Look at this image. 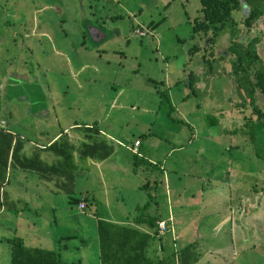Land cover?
<instances>
[{"label":"rangeland","instance_id":"rangeland-1","mask_svg":"<svg viewBox=\"0 0 264 264\" xmlns=\"http://www.w3.org/2000/svg\"><path fill=\"white\" fill-rule=\"evenodd\" d=\"M242 6L210 42L192 30L199 0H0V74L10 69L23 79L11 89L0 80V118H24V127L14 129L31 139L38 127L50 134L73 121L87 122L100 129L95 141L100 139L101 151L111 152L94 167L73 138L69 166L62 169L74 177L69 194L59 172L31 174L23 182L14 167L2 170L0 264H8V238L20 233L27 246L57 250L60 264H98L96 217L129 219L137 215L135 205L149 215L173 217L171 231L148 238L150 258L173 262L175 252L176 264L194 257L195 264H210L214 250L196 252L212 246L227 249L222 264H264V93L253 86V70L264 68V12L246 27ZM133 25L145 32H134ZM246 47L257 56L250 62ZM147 76L162 91H150ZM41 81L50 101L46 118L30 108L32 95L18 94L40 91ZM80 129H69L67 137L82 136ZM135 136L145 162L137 163L138 172L126 148ZM200 190L202 197L215 195L203 200ZM81 195L80 209L69 196ZM226 204L245 205L242 236L235 230L216 240L210 226L219 216L231 217ZM258 212L259 233L250 222ZM193 232L201 237L188 239Z\"/></svg>","mask_w":264,"mask_h":264},{"label":"crops","instance_id":"crops-1","mask_svg":"<svg viewBox=\"0 0 264 264\" xmlns=\"http://www.w3.org/2000/svg\"><path fill=\"white\" fill-rule=\"evenodd\" d=\"M133 26H135V25H133ZM0 75H1L0 76V80L4 81V82L7 80L8 84H7L6 87L10 88V89H11L10 86H12V85L13 86L15 85L14 87L17 86L18 83L16 82V80L17 81L23 80L22 77H20L16 73H13V71L10 70V69H8L6 72L1 73ZM32 79H34V82H36L35 81L36 78L33 77ZM151 80H152V82H151ZM146 81H148L151 84V87L149 85V90L150 91L151 90L152 91L161 90L160 88L157 87V84L153 82L154 80L152 78H149V76H147V80ZM37 83L36 84L38 85V88H39L40 91H25V92H19L18 94H20L21 97H23L26 93H28L29 95H32L34 98H31L28 101L29 104H33V107H30V108H33V112H35L36 114H41L42 116H44V118H46L45 114H47V112H48L47 111V106L48 105H46V104H49L50 101H49V103H47L45 97L48 94V91H46V93H44V91H42V86L41 85H44V86L47 87V84H46L45 81H41V82H37ZM3 87H5V85ZM4 92H6V94H8L9 92L11 93V91H3L2 94H1L2 96L5 94ZM225 93H226V91H224V94ZM226 95H228V93H226ZM45 102H46V104H45ZM42 113H44V114H42ZM16 117H15L14 123H11L9 121L6 122V120L1 117L0 119L3 120V123L0 125V128L8 130L14 135L13 138H12V143L14 142V150H13L14 152L12 153V156L11 155L8 156V161H7L6 168L8 166L9 167L10 166L14 167V170H15L14 172L17 175H19V177L21 178V181H23V182H26L27 177L30 176L31 174H37L40 177L47 178L48 175L51 172H59L60 174H64V176H65L64 181H63L64 182V185H63L64 187L62 186L63 183L61 184V187H62L63 191L65 192V190L66 191L71 190L72 187H73V179H74L73 174L71 176H70L69 173L65 174V172H63L62 169H64V165L66 163L69 166L70 150L73 149V147H72L73 144L72 143H74L73 142V138H75V140L78 141L76 143H77V150L79 151V153L83 157H90V159H92V160H88V163H91L92 166H94V167H99L101 165V163H103V161L111 153V152L108 153V152H105V151H101V141H100V139L95 141L97 138H99L98 134H95V133H99L100 129L99 128L95 129L93 124H90V123H87V122L79 123L77 121H73V122L69 123L68 125L63 126L62 128H60L58 126L50 134H48V130H44L43 128H39L38 127V129H37L38 136L34 135V139H31L30 137L25 136V135L22 136V134L20 132H18V131L16 132L15 131V129H14L15 126H20L21 125L20 127H24V122H25L24 118L18 119ZM6 123H8V124H6ZM79 128H82V129H80L83 132L82 136L79 137V135H78L77 137H67L66 133L68 132L69 129H79ZM89 129L93 130L92 132H93L94 136H92L89 131L85 132L86 130H89ZM45 134H46V136H45L44 139L38 140L40 135H45ZM105 134L107 136H109L110 138H112V135H110L109 133H105ZM63 135H65L66 137L63 136ZM84 137H88L89 140L91 139V143L85 142L83 140ZM36 138H38V139L36 140ZM136 138L139 139V142L137 144V150L140 153V155H138V156L135 155L136 156V158H135L133 156L132 151L129 149V147L132 145L133 140L136 139ZM59 139H60V141H59ZM53 140H55L54 145L49 147L48 144L51 141H53ZM140 145H141V139H140L139 136L133 137L132 140H131V144L129 143V144L126 145V148L132 154L133 161H132L131 169H132L133 172H138L139 171V169L136 167L139 164L138 162H142V163L145 164L144 161H141V159H139V157H143L142 156V151L140 149ZM47 152H49V153H51L53 155L52 156H48V154H46ZM46 155L51 160H47ZM68 157H69V159H67ZM25 161H27L28 164ZM54 164L56 165V169L53 166ZM15 167H17V168H15ZM159 169L161 170L160 172H161L162 178H163L164 193L165 194H167V193L169 194L171 190H170V185L168 184V177H167V174H166V172L164 170V166L162 165V167H161V165H159ZM90 171H91V169L88 170V172H90ZM169 171L172 172L173 170H169ZM132 174L137 176L136 173H132ZM58 183L59 182H56V186H58ZM137 184H138L137 186H139V187L144 186V183H140L139 182ZM211 185L212 184H210V186ZM216 186H218L217 187L218 189H222V186L220 184L216 185ZM201 190L199 192V196L203 200L204 199L208 200L210 196L214 197V195H215V193H214V195L212 194L210 196H207V193H206V195L204 197H202V194H200ZM117 192H119V191H117ZM65 193H67V192H65ZM117 195H118V193L116 194V196ZM1 199L3 201V198H1ZM116 199H118V198H116ZM166 199L168 200V196H166ZM80 200L81 199H79V201ZM7 203L10 204L9 208H11V204L13 202H11V200H9ZM258 204H259V202H258ZM226 205H228L229 208H232V206H230L229 204H226ZM239 205H235L232 208L233 211L229 212V213H231L230 214L231 217H225L224 218V216L223 217L219 216L218 219L216 220V222L211 224V226H210L211 231L209 232L210 237H213L216 240H219V239H223L224 237H226V238L230 237L231 238L235 234V232H237L238 235L241 234L239 229H240V224H242V226H243V223H241L239 221V219H240L241 214H242V216L244 214H246L245 212H247V209L245 208L244 204H241V206H239ZM249 205H251V204L249 203ZM143 206L145 208H147L146 204H143ZM254 208H255V206L253 205V209ZM1 209L2 210L4 209V204L1 205V203H0V210ZM133 209L137 210L138 212H136L137 215H132L131 218H129L130 220L127 217L126 218H122L121 216L120 217H111V218L96 217V219H104V220L111 221V222H116V223L132 224V225H135L136 227L140 228L143 231H147V232L151 231V229L149 230L147 225H145V223L141 222V219H139V217L142 216V214H144L145 216L149 215L148 212L143 213L141 208L138 209V205L133 206ZM0 213H1V211H0ZM17 213H19L18 210H16L15 214H17ZM199 214H200L199 211H197V209H196V212H195L196 217H199ZM18 215H20V214H18ZM150 215L156 216V219H160L161 218L160 216H157L156 214H150ZM145 216H143V217H145ZM168 216L170 218H173L171 213H168L167 217ZM201 216H202V214H201ZM96 219H95V222H96ZM250 219H251L250 222L253 223L254 230L255 231L257 230L258 233H259L260 232L259 212H258L256 217L253 215ZM169 228H170V231H171V220H170V227ZM159 234H157V235H159ZM18 235L23 240L22 234L20 233ZM194 235L198 236L199 233H197V232L190 233L188 235V237H189L188 239L196 237ZM199 236L201 237V234ZM241 236H242V234H241ZM175 239H176L175 236L171 235L172 246H174V240ZM201 250L202 251L196 252V256H198L199 254H203V252L205 254H207V253L211 254L212 250H214L216 252L217 258L212 260L210 262V264H217V263L218 264H222L221 258L224 257L225 255L226 256L229 255L226 248L221 250V251H218V249H216V248L214 249L212 246H206V247H203ZM161 255H162V253L160 254V256ZM181 257H182V254H181ZM192 257H194V256H192ZM173 260H174V263L176 264V261L178 260V256L175 254V252H174V255H173ZM189 262H194V264H195L197 262V258L194 257L193 259H188V261H187V259L186 260L184 259V261H183V258H182L181 264H188ZM98 264H99V260H98Z\"/></svg>","mask_w":264,"mask_h":264},{"label":"trees","instance_id":"trees-1","mask_svg":"<svg viewBox=\"0 0 264 264\" xmlns=\"http://www.w3.org/2000/svg\"><path fill=\"white\" fill-rule=\"evenodd\" d=\"M242 4H245V10L241 15L242 24L249 27L251 21L257 19L264 12V0H199V11L201 14L197 21L193 22L192 30L201 31L202 36L207 37L210 42L213 41L218 32L223 29L225 25L230 24L232 13L238 10ZM206 34H208V36H206ZM246 45H248V43ZM246 54H249L247 59L248 62H250V59L257 57L255 52L248 47H246ZM242 57L243 55L241 56V52H239L235 59L237 64L240 63L239 61ZM261 69L262 70L255 68L253 70V86L264 93V68ZM256 111L257 113L260 112V110ZM13 136L14 135L10 131L0 128L1 178L2 170L5 169L7 165L8 156H12L14 152V142L12 143ZM54 142L55 140L51 141L48 146H53ZM135 155L138 156L140 153H133V156L136 158ZM25 162L28 164L27 161ZM53 166L56 169V165L54 164ZM69 174L70 176L72 175L70 172ZM71 191L72 189L65 192L69 194ZM84 198V195L80 197L69 196V201L78 202L79 199L83 200ZM139 219L150 227L151 231H143L132 224L96 219L95 227L99 264H175L174 260L170 262L162 257L154 259L146 255L145 246L148 238L151 235H157L155 223L156 216H140ZM8 241H10L8 264H60L59 252L57 250L39 246H27L23 243L19 235L9 237ZM71 264L78 263L71 262Z\"/></svg>","mask_w":264,"mask_h":264},{"label":"built area","instance_id":"built-area-1","mask_svg":"<svg viewBox=\"0 0 264 264\" xmlns=\"http://www.w3.org/2000/svg\"><path fill=\"white\" fill-rule=\"evenodd\" d=\"M133 31L138 33V34H143L145 31L140 29L139 27H134ZM3 123V120L0 119V125ZM139 142V139L136 138L133 140L132 145L129 147V149L136 154H139V152L137 151V144ZM78 207L81 208L83 205L82 200L78 201ZM170 220L171 218L168 216L166 219L160 218V219H156L155 223H156V232L157 234L162 233L164 230H166L167 228L170 227Z\"/></svg>","mask_w":264,"mask_h":264}]
</instances>
